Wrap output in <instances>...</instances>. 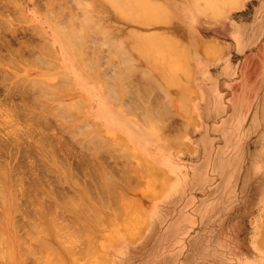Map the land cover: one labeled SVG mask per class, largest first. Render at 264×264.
<instances>
[{"label": "rangeland", "instance_id": "obj_1", "mask_svg": "<svg viewBox=\"0 0 264 264\" xmlns=\"http://www.w3.org/2000/svg\"><path fill=\"white\" fill-rule=\"evenodd\" d=\"M125 1L0 0V264H264V0Z\"/></svg>", "mask_w": 264, "mask_h": 264}, {"label": "crops", "instance_id": "obj_2", "mask_svg": "<svg viewBox=\"0 0 264 264\" xmlns=\"http://www.w3.org/2000/svg\"><path fill=\"white\" fill-rule=\"evenodd\" d=\"M209 66H210V63L206 59L201 58L200 62H198L196 72L200 75V77H198L200 79V81H206L207 80L208 76L210 75ZM99 120H101V119H99ZM101 121L104 122L103 120H101ZM153 149H154V147H153ZM148 150H150L153 154L151 156V161L154 164V167L158 171H161L162 173L165 174V176L167 178V186L164 189V192H162V194L160 196H158L150 204H148V221H149V223H148L146 232L149 231L148 227L150 225L151 220H153L155 217L161 215L162 209H163L162 206L164 205V203L167 202L168 200L172 199L178 193V190L180 189V188H178V186L182 182V178L184 180H186V178H184V177H182V178L178 177L177 176L178 174H176L174 172L173 158H170V156H168L167 158L170 161L169 162L170 165L165 166V165L155 161L154 150H151V149H148ZM159 151H163V150H159ZM175 181H178L176 187L174 188L173 191L169 192L170 187L175 183ZM125 246L126 245H124L122 247H125Z\"/></svg>", "mask_w": 264, "mask_h": 264}, {"label": "bare ground", "instance_id": "obj_3", "mask_svg": "<svg viewBox=\"0 0 264 264\" xmlns=\"http://www.w3.org/2000/svg\"><path fill=\"white\" fill-rule=\"evenodd\" d=\"M120 1H121V0H120ZM120 1L117 0V2H120ZM126 1H127V0H126ZM126 1H125V2H126ZM131 1L134 2L133 0H131ZM117 2H115V3H117ZM125 2H124V3H125ZM127 2H129V1H127ZM136 2H137V1H136ZM206 2H207V1H206ZM73 3H75V2H73ZM80 3L82 4V2H79L78 4H80ZM130 3H131V2H130ZM134 3H135V2H134ZM213 3H214V2H213ZM76 4H77V2H76ZM128 4H129V3H126V5H125V4H123V5H124V7L126 6L125 8H127V7L129 6V7L127 8V9H129L130 6H131L132 4H131V5H128ZM136 4H137V3H136ZM219 4H220V3H219ZM87 5H88V4H86V7H88ZM127 5H128V6H127ZM221 5H222V4H221ZM83 6H84V5H83ZM83 6H82V7H83ZM113 6H114V5H113ZM139 6H141V5H139ZM139 6H138V7H139ZM143 6H144V5H143ZM143 6H142V7H143ZM91 7H92V6H91ZM91 7H90V8H91ZM131 7H133V8L135 9V4H134L133 6H131ZM88 8H89V7H88ZM133 8H131V10H133ZM159 8H160V7H159ZM197 8H198V7H197ZM203 8H204V7H203ZM205 8H206V6H205ZM210 8H211V7H210ZM96 9H97V8H96ZM127 9H126V10H127ZM161 9H162V8H161ZM200 9H201V12H199L200 10H199L198 12L202 14V8H200ZM206 9H208V8H206ZM83 10H85V9H83ZM92 10H93V9H92ZM92 10H91V11H92ZM126 10H125V11H126ZM135 10H136V9H135ZM163 10H165V9H163ZM113 11H114V10H113ZM133 11H134V10H133ZM133 11H131V13H132ZM136 11H137V10H136ZM139 11L141 12V11H143V10H142V9H141V10L139 9ZM215 11H216V10L212 11V13H215ZM86 12H88V10H87ZM86 12H85V13H86ZM127 12H128V11H127ZM88 13H89V12H88ZM88 13H87V14H88ZM129 13H130V12H129ZM186 14H187V13H186ZM84 15H85V14H84ZM89 15H90V14H88V16H89ZM85 16H87V15H85ZM52 17L54 18V16H52ZM181 17H182V16H181ZM188 17H189V16H188ZM89 18H90V17H89ZM85 19H87V18L85 17ZM93 19H95V18H93ZM69 20H70V19H68L67 21H69ZM77 21H79V20H77ZM82 21H83V20H82ZM85 21H86V20H85ZM85 21H83V22H85ZM91 21H92V20H91ZM83 22H82V23H83ZM86 22L88 23V21H86ZM63 23H64V22H63ZM69 23H70V22H69ZM74 23H75V22H74ZM90 23H92V22H90ZM90 23H88V24H90ZM143 23H144V22H143ZM60 24L62 25V23H60ZM70 24H71V23H70ZM72 24H73V23H72ZM93 24H94V23H93ZM97 24H98V22H97ZM141 24H142V23H141ZM76 25H77V23H76ZM78 25L80 26V22H79ZM84 25L86 26V23H84ZM65 26H66V25H65ZM88 26H89V25H88ZM98 26H100V24H99ZM102 26H103V25H102ZM61 27H63V25H62ZM61 27H60V28H61ZM64 28H65V29H64ZM64 28H63V29L66 30V27H64ZM90 28H91V27H88L89 31L91 30ZM93 28H94V27H93ZM73 29H74V28H73ZM86 29H87V28H86ZM94 29H97V28H96V25H95V28H94ZM101 29H102V28H101ZM104 30H105V28L102 29L101 31H104ZM99 33H100V32H99ZM104 33H106V32L104 31ZM78 34H79V35H78ZM85 34H86V33H85ZM102 34H103V33H102ZM74 35H75V34H74ZM76 35H77V38H78V39H79L80 37L82 38V36H80V35H81L80 32H79V33L77 32ZM133 35H134V34H133ZM133 35H132V36H133ZM79 36H80V37H79ZM84 36H85V35H84ZM87 36H88V35H87ZM135 36H136V35H135ZM138 37H139V36H138ZM70 38L72 39L73 37L70 36ZM85 38H87V37H85ZM104 38H106V37H104ZM129 38H130V37H129ZM131 38H135V39H137V38L134 37V36L131 37ZM157 38H158V37H157ZM83 39H84V37H83ZM101 39H103V36L101 37ZM124 39H125V38H124ZM75 40H76V39H75ZM79 40H80V39H79ZM111 40H112V39H111ZM114 40H115V39H114ZM114 40H113V41H114ZM120 40H121V39H120ZM120 40H119V38H118V41H119V42H118V41H117V42H118V43L122 42V41H120ZM141 40H142V39H141ZM80 41H81V40H80ZM105 41H106V40H105ZM108 41H109V40H108ZM108 41H107V42H108ZM128 41H129V40H128ZM107 42H106V43H107ZM109 42H110V41H109ZM77 43H79V42H77ZM118 43H116V45H117ZM164 43H165V42H164ZM104 44H105V43H104ZM108 44H109V43H108ZM108 44H107V46H108ZM83 45H84V44H83ZM109 45H110V47H111V44H109ZM114 45H115V44H114ZM121 45H122V44H120V46H121ZM75 46H76V45H75ZM75 46H74V47H75ZM112 46H113V44H112ZM169 46H170V44H169ZM208 46H209V45H208ZM74 47H73V48H74ZM77 47H78V45H77L75 48H77ZM113 47H114V46H113ZM113 47H112V49H116L115 47H114V48H113ZM116 47L120 48V47H119V44H118ZM129 47H130V46H129ZM131 47H134L133 44H132ZM138 47H139V46H138ZM141 47H142V45H141ZM152 47H153V46H152ZM78 48H79V47H78ZM123 48H125V47H123ZM123 48H122V49H123ZM135 48H136V47H135ZM173 48H175V47H173ZM82 49L85 50L84 53L87 52L85 48H82ZM112 49H111V50H112ZM138 49H139V48H138ZM167 49H169V48H167ZM75 50H76L77 52L80 51V50L78 51L77 49H75ZM120 50H121V49H120ZM140 50H141V49H140ZM144 50H145V49H143L142 52H143ZM76 51H75V52H76ZM113 51H114V50H113ZM115 51H116V50H115ZM149 51H150V50H149ZM154 51H155V50H154ZM122 52H123V50H122ZM142 52H141V54H142ZM152 52H153V51H152ZM178 52H179V51H178ZM79 53H80V52H79ZM79 53H78V54H79ZM171 53H172V52H171ZM76 54H77V53H76ZM87 54H89V53H87ZM87 54H86V55H87ZM141 54H139V55H141ZM144 54H145V53H144ZM144 54H142V55L144 56ZM173 54H174V53H173ZM82 55H84V54H82ZM89 55H90V54H89ZM129 55H130V54H129ZM75 56H76V55H75ZM84 57H85V55H84ZM145 57H148V56H145ZM145 57H144V58H145ZM159 57H160V56H159ZM77 58H78V57H77ZM86 58H87V57H86ZM86 58L83 59L84 62H85V59H86ZM77 60L79 61V59H77ZM123 60H124V61H123ZM123 60H122V64H123L124 62H129L128 60L125 61L124 58H123ZM169 60H170V59H169ZM172 60H173V59H172ZM37 61H38V60H37ZM181 61H182V60H181ZM181 61H178V62L181 63ZM169 62H170V61H169ZM85 64H87V63H85ZM90 64H92V62H91ZM87 65H88V64H87ZM124 65H125V64H124ZM126 65H127V64H126ZM182 65H183V63H182ZM182 65H181V66H182ZM127 66H129V65H127ZM132 66H133V65H132ZM167 66H168V65H167ZM171 66H172V65H171ZM175 66H176V65H175ZM123 67H124V66H123ZM133 67H134V66H133ZM89 68H90V67H89ZM126 68H127V67H126ZM136 68H137V67H136ZM95 69H96V68H95ZM128 69H129V67H128ZM130 69H131V67H130ZM169 69H170V68H169ZM87 70H89V69H87ZM90 70H91V69H90ZM92 70H94V69H92ZM122 70H123V69H122ZM89 72H90V71H89ZM115 72H116V71H115ZM90 73L92 74L93 72H90ZM99 73H100V72H99ZM124 73H126V69H125ZM124 73H122V74H124ZM101 74H104V73H101ZM127 74H128V72H127ZM127 74H126V75H127ZM94 75H95V74H94ZM102 76H103V75H102ZM122 76H123V75H122ZM116 77H117V76H116ZM119 77H120V76H119ZM124 77H125V76L122 77L123 80H124ZM100 79H101V78H100ZM117 79H118V78H117ZM63 80H65V79H63ZM63 80H62V81H63ZM102 80H103V79H102ZM117 81H118V80H117ZM66 82H67V81H65V83H66ZM105 83H106V81H105ZM105 83H104V84H105ZM108 83H109L110 85L107 84L108 86H107V85H106V86L108 87V89H109V88H112L111 90L113 91L116 87L114 88V84H113V83H110L109 81H108ZM111 84H113V86H112ZM71 86H72V85H71ZM109 86H111V87H109ZM47 87H49V86H47ZM49 88H50V87H49ZM49 88H48V89H49ZM71 88H72V87H71ZM105 88H106V87H105ZM113 88H114V89H113ZM117 88H118V87H117ZM109 90H110V89H109ZM109 90H108V91H109ZM111 90H110V91H111ZM105 91H106V89H105ZM108 91H107V94H106V95L109 94ZM110 91H109V92H110ZM114 91H115L116 96L118 97L119 92L117 91V89H115ZM116 91H117L118 94L116 93ZM57 93H58V92H57ZM105 93H106V92H105ZM110 93H111V92H110ZM55 94H56V92H55ZM111 94H112V95H115V94H113V92H112ZM116 96H115V97H116ZM119 96H120V95H119ZM110 97H113V99H115L114 96H110ZM110 97H108V98H110ZM117 100H118V99H117ZM67 107H69V106H67ZM73 107H74V106H73ZM74 108H75V107H74ZM43 119H44V118H43ZM147 170H148V169H147ZM149 171H150V170H149ZM145 172H146V171H145ZM110 184H111V183H110ZM110 187H111V186H110ZM108 188H109V187H108ZM2 197H4V195H2ZM2 200H3V199H2ZM1 215H2V214H1ZM137 223H138V222H137ZM2 226H3V225H2ZM139 227H140V226H139ZM263 245H264V244H263Z\"/></svg>", "mask_w": 264, "mask_h": 264}]
</instances>
